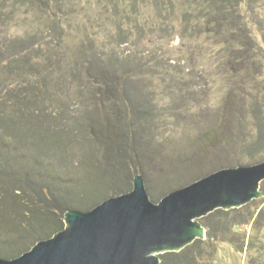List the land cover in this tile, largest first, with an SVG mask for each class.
Returning <instances> with one entry per match:
<instances>
[{
    "label": "rangeland",
    "instance_id": "rangeland-1",
    "mask_svg": "<svg viewBox=\"0 0 264 264\" xmlns=\"http://www.w3.org/2000/svg\"><path fill=\"white\" fill-rule=\"evenodd\" d=\"M75 1L59 17L28 2L16 13L14 0L1 7L0 254H24L64 230L74 206L128 193L140 173L161 200L224 166L264 157V7L243 6L238 32L247 48L239 54L231 17L215 32L191 15L193 36L166 34L181 29L183 0L163 21L168 32L122 45L113 38L119 28L95 19L118 0ZM147 2L137 12L154 27ZM232 53L241 59L231 62ZM135 63L145 75L117 72L106 78L115 94H101L98 71ZM263 207L264 192L243 205L239 218L256 210L254 218L229 231L234 246L211 249L213 264H264Z\"/></svg>",
    "mask_w": 264,
    "mask_h": 264
},
{
    "label": "water",
    "instance_id": "water-1",
    "mask_svg": "<svg viewBox=\"0 0 264 264\" xmlns=\"http://www.w3.org/2000/svg\"><path fill=\"white\" fill-rule=\"evenodd\" d=\"M263 181L260 157L224 166L156 200L140 173L130 192L94 208L74 206L64 230L18 257L0 254V264H160V254L206 238L198 219L246 205L264 192Z\"/></svg>",
    "mask_w": 264,
    "mask_h": 264
},
{
    "label": "trees",
    "instance_id": "trees-1",
    "mask_svg": "<svg viewBox=\"0 0 264 264\" xmlns=\"http://www.w3.org/2000/svg\"><path fill=\"white\" fill-rule=\"evenodd\" d=\"M24 2L25 5L28 2V5L26 6L32 5L38 7L45 11H48L50 16L56 17L64 14L67 15V12L70 9H74L76 7L75 0H18V3L17 0H14L12 5L13 13L17 12V5L20 6L21 4L22 7L25 6ZM5 3L6 0H1L0 12L2 8L6 6ZM124 3L127 5L125 6L127 7V9L123 7ZM138 3L139 0H125L123 2L122 0H118V2L114 3L112 9L107 8V5H103L102 10L97 13V17L95 19L101 22V27L107 26L108 29L110 28L109 30H111V26H115L120 29V33L116 35V37H113L115 38V41H117L116 43H118V45H122L125 43L132 44L138 39V36L144 39H148L150 37L149 35L159 36L160 33H166L171 28L163 21L170 16L171 12L174 11V8L177 6L174 0H148L147 3L152 7V10L156 14V17H153V19H157V24L154 27H151L149 24L150 19L152 20L151 17L149 19H146L143 18L142 15L139 16V13L141 11L137 12V10H140ZM246 3L250 5V7H247V9L250 8V12H255L256 8L257 11L260 10L259 6H261L262 8L264 7L263 0H183L180 3L183 8V18L181 19L182 25L180 27L181 29L177 31V34L173 32L166 34H171V37H174V35H178L182 42L186 37L189 36V34L193 36V29L190 27L191 22L194 20L190 18L191 15H194L196 17L195 20H198L199 17L203 19L205 18L206 23L204 27H206L207 30H213L215 32L219 31L221 29V26L227 24L226 22H229L228 17H231L230 22L232 24V27H230L231 29L235 30L233 35L234 39H232L230 42H237V50L238 47L239 50L242 49L241 53L239 54H244V48H247V46L246 44H242V41L240 40L241 37L239 38V35L242 33L238 32V28H241L243 26L242 19L244 18H242V9L244 8L243 6L246 7ZM142 18L145 19L144 23H142ZM204 27H198L195 30ZM261 30H264V28H261ZM152 38L153 37L151 36L150 40ZM115 41L109 39V42ZM252 41L254 42V40L250 39L245 43H249L247 45L251 46L252 44H254ZM239 42L241 44H239ZM233 59L238 61L239 59H241V55L233 56L232 53L229 60H231L232 62ZM90 60L95 62L94 59ZM121 68V70L116 71H114L113 69H105V73H100L99 71L97 72V74L99 75V79L102 80L103 83L105 82L107 86V89H105L104 92L101 91V94L105 93L111 95L115 94L116 92L114 88H112V82H106L107 77H115L117 75V72H124L128 70L130 71V68L138 69V71L140 70L139 74L145 75L143 73L146 67L143 64L135 63L133 65H129V67L125 64L121 65ZM262 183H264V181ZM242 207H240V209L234 208L229 210L216 209L212 213L206 215L205 217H202L203 226L207 230L206 239H196L193 243L177 252L171 251L160 254V264H213L212 260L209 258L211 249L215 245L217 246L222 243H228L234 246V243L228 238L229 231L237 225L248 224L254 218L256 210L247 220L242 217L239 218V216L243 215ZM258 209L259 208H257V210ZM263 212L264 207L260 210L257 218L260 217ZM233 214L236 215L233 216ZM62 229L63 228L61 227L60 231Z\"/></svg>",
    "mask_w": 264,
    "mask_h": 264
}]
</instances>
